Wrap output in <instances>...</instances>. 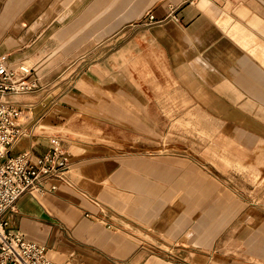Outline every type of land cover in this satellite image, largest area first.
Masks as SVG:
<instances>
[{"label": "crops", "instance_id": "0c3cea01", "mask_svg": "<svg viewBox=\"0 0 264 264\" xmlns=\"http://www.w3.org/2000/svg\"><path fill=\"white\" fill-rule=\"evenodd\" d=\"M148 12L157 22L142 23ZM107 45L109 53L99 56ZM32 56L40 59L32 66L39 88L10 97L32 133L9 155L42 156L59 137L69 154V183L46 180V192L22 195L4 213L9 229L46 246L53 264H224L218 257L258 217L192 157L120 152L59 130H36L57 103L71 115L59 118L64 111L54 109L43 125L106 124L110 140L116 127L147 125L135 114V100L121 96L141 93L127 85L128 75L151 70L168 73L211 117L264 133V0H0V58L12 65ZM56 61L59 70L50 68ZM37 73L80 77L57 97ZM66 94L75 106L63 100ZM127 132L130 140L142 136ZM257 235L251 231L242 243L264 255V237Z\"/></svg>", "mask_w": 264, "mask_h": 264}, {"label": "rangeland", "instance_id": "374dc122", "mask_svg": "<svg viewBox=\"0 0 264 264\" xmlns=\"http://www.w3.org/2000/svg\"><path fill=\"white\" fill-rule=\"evenodd\" d=\"M107 49L108 45L102 48L98 55L108 54ZM43 52L47 55L49 49ZM48 57L49 55L41 61V64ZM99 59L100 57L94 62L86 61L83 64L85 70L93 69L92 65H97ZM39 60V57H33L32 61L27 64L33 66ZM51 66H49L51 69L61 68L57 61ZM37 75L40 77L41 85L51 88L57 97L70 89L80 77L79 73L72 77L68 76L69 73H65L58 78L50 79L42 78L41 73ZM156 75L157 73L149 70L148 73L137 72L127 76V85L132 84L141 93L121 96V99L128 104L129 101L135 100L137 103L135 114L137 118L142 117L147 125L116 127L114 138L116 141L109 139L110 133L106 124L104 126L94 125L82 120L86 127L78 130L61 124H58L57 128L43 125V118L54 109L64 111V113H59V118L66 119L71 115V109L64 108L59 103L53 105L39 120L36 132L52 133L54 130H59L62 136L70 134L80 141L110 144L120 152L177 153L192 157L197 164L219 177L232 193L247 201L246 212L249 216L253 214L258 217L257 223L253 226L251 222L244 223L242 227L244 237L238 239L236 246H229L223 252V256L218 258L224 264H264V255L257 253V250H251L247 244L242 243L251 231L258 232L257 238L264 237V133L256 131L258 128L255 127L252 129L227 125L211 117L178 89L168 73L162 72L160 76ZM26 97L31 101L36 100L35 97ZM18 98L21 99V97ZM70 98L74 99V95L66 94L63 100L75 106V102ZM229 117L238 118V114L231 112ZM127 131L133 133L142 131V136L131 135L133 140H130ZM201 259L196 257L197 262Z\"/></svg>", "mask_w": 264, "mask_h": 264}, {"label": "built area", "instance_id": "2783aa9c", "mask_svg": "<svg viewBox=\"0 0 264 264\" xmlns=\"http://www.w3.org/2000/svg\"><path fill=\"white\" fill-rule=\"evenodd\" d=\"M173 13V12H172ZM157 22L148 12L142 23ZM39 82L33 67L24 60L9 64L0 58V264H53L46 246L25 240L8 227L4 213L12 209L25 193H43L46 180L69 183V154L61 146L59 137H53L51 148L44 155L34 157L30 151L10 156V148L23 136L32 133V127L23 123V112L10 97L34 92ZM56 190V183L50 186Z\"/></svg>", "mask_w": 264, "mask_h": 264}, {"label": "bare ground", "instance_id": "6f19581e", "mask_svg": "<svg viewBox=\"0 0 264 264\" xmlns=\"http://www.w3.org/2000/svg\"><path fill=\"white\" fill-rule=\"evenodd\" d=\"M26 62V61H25ZM27 63V62H26Z\"/></svg>", "mask_w": 264, "mask_h": 264}]
</instances>
